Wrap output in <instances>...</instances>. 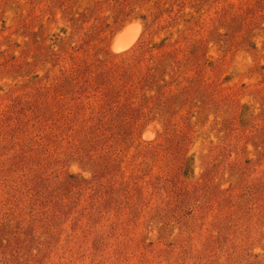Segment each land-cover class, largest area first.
Listing matches in <instances>:
<instances>
[{
  "label": "rangeland",
  "instance_id": "1",
  "mask_svg": "<svg viewBox=\"0 0 264 264\" xmlns=\"http://www.w3.org/2000/svg\"><path fill=\"white\" fill-rule=\"evenodd\" d=\"M0 264H264V0H0Z\"/></svg>",
  "mask_w": 264,
  "mask_h": 264
},
{
  "label": "bare ground",
  "instance_id": "2",
  "mask_svg": "<svg viewBox=\"0 0 264 264\" xmlns=\"http://www.w3.org/2000/svg\"><path fill=\"white\" fill-rule=\"evenodd\" d=\"M133 30L135 31V27H132ZM131 29V28H130ZM131 30L129 31H121L117 36H116V39H115V43H114V49L116 51H121V50H124V48L128 47L132 40L134 41V38L135 36H137V34H139L137 31H135L133 34L130 32ZM131 33L133 35V37L131 38L130 36H128L127 34ZM133 32V31H132ZM127 33V34H126Z\"/></svg>",
  "mask_w": 264,
  "mask_h": 264
}]
</instances>
